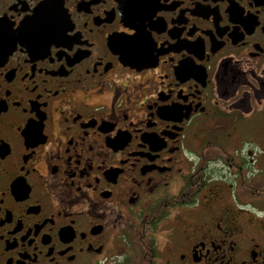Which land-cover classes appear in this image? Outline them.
<instances>
[{
	"label": "flooded vegetation",
	"instance_id": "flooded-vegetation-1",
	"mask_svg": "<svg viewBox=\"0 0 264 264\" xmlns=\"http://www.w3.org/2000/svg\"><path fill=\"white\" fill-rule=\"evenodd\" d=\"M0 264H264V0H0Z\"/></svg>",
	"mask_w": 264,
	"mask_h": 264
},
{
	"label": "rangeland",
	"instance_id": "rangeland-1",
	"mask_svg": "<svg viewBox=\"0 0 264 264\" xmlns=\"http://www.w3.org/2000/svg\"><path fill=\"white\" fill-rule=\"evenodd\" d=\"M249 170H246L245 171V174L248 176V177H250L251 178V176L249 175ZM243 202L245 203V204H250V205H252V204H258V202H256L253 198H252V196L249 194V192L247 191V190H244V194H243Z\"/></svg>",
	"mask_w": 264,
	"mask_h": 264
}]
</instances>
